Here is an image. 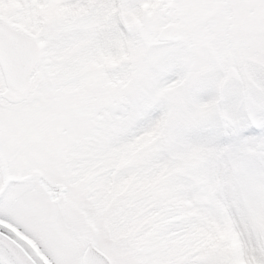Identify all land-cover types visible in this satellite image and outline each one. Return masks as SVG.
Masks as SVG:
<instances>
[{
	"label": "snow or ice",
	"instance_id": "1",
	"mask_svg": "<svg viewBox=\"0 0 264 264\" xmlns=\"http://www.w3.org/2000/svg\"><path fill=\"white\" fill-rule=\"evenodd\" d=\"M0 264H264V0H0Z\"/></svg>",
	"mask_w": 264,
	"mask_h": 264
}]
</instances>
